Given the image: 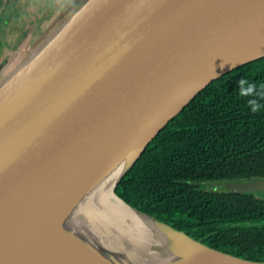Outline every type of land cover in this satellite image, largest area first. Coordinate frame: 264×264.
Returning a JSON list of instances; mask_svg holds the SVG:
<instances>
[{"label": "water", "instance_id": "water-1", "mask_svg": "<svg viewBox=\"0 0 264 264\" xmlns=\"http://www.w3.org/2000/svg\"><path fill=\"white\" fill-rule=\"evenodd\" d=\"M74 1L0 79V264H136L103 244L112 236L79 206L126 159L118 195L203 89L264 57V0ZM225 187L264 192V178ZM126 203L160 242L159 257L139 264H264Z\"/></svg>", "mask_w": 264, "mask_h": 264}, {"label": "trees", "instance_id": "trees-1", "mask_svg": "<svg viewBox=\"0 0 264 264\" xmlns=\"http://www.w3.org/2000/svg\"><path fill=\"white\" fill-rule=\"evenodd\" d=\"M264 178V57L219 77L150 142L116 193L214 248L264 260V193L204 189Z\"/></svg>", "mask_w": 264, "mask_h": 264}, {"label": "bare ground", "instance_id": "bare-ground-1", "mask_svg": "<svg viewBox=\"0 0 264 264\" xmlns=\"http://www.w3.org/2000/svg\"><path fill=\"white\" fill-rule=\"evenodd\" d=\"M126 161L123 159L110 171L104 181L97 185L93 194L79 206L78 212H81V216L93 229L98 225L112 236L108 237L109 242L104 241L103 244L118 253L121 260L136 264L146 263L147 259L152 261L159 257V252L155 251L160 244L156 233L148 218L137 213L114 193L115 181ZM78 212L76 208L74 214ZM127 248L135 249L145 254V257L140 253H135L136 256Z\"/></svg>", "mask_w": 264, "mask_h": 264}, {"label": "rangeland", "instance_id": "rangeland-1", "mask_svg": "<svg viewBox=\"0 0 264 264\" xmlns=\"http://www.w3.org/2000/svg\"><path fill=\"white\" fill-rule=\"evenodd\" d=\"M74 2V0H0V43L9 41L17 43V40L25 36L18 45L3 47L0 79L10 69L8 66L24 54L26 47H29L30 51L46 32L55 28L61 19L67 16L71 4L73 10ZM202 187L208 189L210 186L203 184Z\"/></svg>", "mask_w": 264, "mask_h": 264}, {"label": "flooded vegetation", "instance_id": "flooded-vegetation-1", "mask_svg": "<svg viewBox=\"0 0 264 264\" xmlns=\"http://www.w3.org/2000/svg\"><path fill=\"white\" fill-rule=\"evenodd\" d=\"M25 37V36H24ZM24 37H21L19 40H17V43L15 42H12V41H9V42H4L3 44L0 45V61H1V58L3 57V47H11V46H16L19 44V42H21ZM14 43V44H13ZM227 181H224V182H219V181H213V182H206V183H203V184H206L207 186L209 185L210 187L208 189H214V190H223V189H226L225 187V183ZM203 188V187H202ZM207 189V188H206ZM227 190V189H226ZM228 191V190H227ZM233 192V191H232ZM236 193V192H235ZM264 193V192H263Z\"/></svg>", "mask_w": 264, "mask_h": 264}]
</instances>
